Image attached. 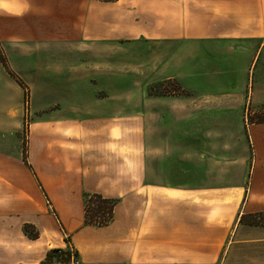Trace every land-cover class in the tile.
I'll list each match as a JSON object with an SVG mask.
<instances>
[{
	"label": "crops",
	"instance_id": "1",
	"mask_svg": "<svg viewBox=\"0 0 264 264\" xmlns=\"http://www.w3.org/2000/svg\"><path fill=\"white\" fill-rule=\"evenodd\" d=\"M0 46L6 61L42 53L145 61L152 69L162 61L163 79H176L182 90L143 97L139 118L143 101L134 91L122 107L113 78L104 82L98 118L74 99L70 118L31 128L25 159L22 138L0 144V264H68L44 259L52 248L69 247L81 264H264V225L240 222L264 212V123L244 117L248 104H264V0H0ZM0 76L22 87L8 71ZM5 88L0 83V93ZM7 100L0 132L17 136L26 107L18 96ZM80 155L82 172L104 178L69 197L64 173L73 174ZM170 173L177 175L171 184ZM206 173L219 179L205 180ZM186 189L229 191L240 206L208 221L196 210L171 214L170 191ZM92 193L117 199L109 224H84ZM25 224L38 236L26 234Z\"/></svg>",
	"mask_w": 264,
	"mask_h": 264
},
{
	"label": "rangeland",
	"instance_id": "2",
	"mask_svg": "<svg viewBox=\"0 0 264 264\" xmlns=\"http://www.w3.org/2000/svg\"><path fill=\"white\" fill-rule=\"evenodd\" d=\"M114 1V0H112ZM108 2V1H107ZM1 47V46H0ZM50 48V47H47ZM137 52L140 54H144L145 46L137 45ZM46 53H42L41 56L36 55L29 58H24L23 61H6L4 60L1 54L0 48V73L8 71L12 77L17 76L15 78L18 82L21 81V88L19 86H15V84L11 81L10 83L6 82L3 76H0V83L6 87L0 93V107L3 109L4 106H7V98L15 100V97L18 96L24 102V107L26 110L21 118L22 120V128L16 133L17 136L11 135H3L0 132V144L3 147H10V143L13 144V140L16 137L20 139L22 138V143L20 144L23 149V159H25V150H26V140L30 136V133L33 131L31 128L37 126V124H41L42 127L45 126L44 122L49 120L52 117L62 118L63 120L71 117V111L66 109L69 104L73 103L70 107L74 106V99L79 100L78 105L76 106L79 111H81L82 106L87 107L86 112H91L92 114L99 116V112H102L99 109L100 105V96H102L101 91H105L106 86L113 85V78L115 80V84L119 85L121 88L122 94L121 102L122 107L124 105L128 106L131 100V94L136 91L138 97L143 101V106L141 107V102L138 106L139 118L144 117L145 115V106H144V98L146 96H158V95H173L174 93L180 92L181 85L177 82L176 79H163V76L160 74V67L162 66V61L156 62L155 69L147 68V63L145 61L138 62H121V61H102V60H71L70 57L64 56L63 59H58V56H50L45 55ZM1 56L4 60L1 61ZM123 61H125L128 57L123 56ZM34 60V61H32ZM118 60V57H117ZM121 62V63H119ZM108 70H105L107 69ZM74 70V72L72 71ZM119 70L120 74H116L115 77L108 78L102 73L107 71ZM14 73V74H13ZM156 73V74H155ZM257 73H260V65H257L254 76V86L256 85ZM102 74V75H101ZM152 74H155V81L151 82ZM120 75V77H119ZM151 79V80H150ZM4 80V81H3ZM3 82V83H2ZM109 82V83H108ZM20 83V82H19ZM13 84L14 86H11ZM73 87L76 94L72 95L68 88ZM251 88V87H250ZM132 91V93L130 92ZM69 92V93H68ZM106 94V93H105ZM66 98H70L66 100ZM81 100V101H80ZM82 101L87 102L85 105ZM81 102V103H80ZM64 103L66 107L64 108ZM9 107V106H8ZM60 107H63L61 109ZM69 107V108H70ZM75 107V106H74ZM7 108V107H6ZM92 108V109H90ZM5 110V109H4ZM244 117L248 121L256 120L258 117L264 118V104L259 106H251L248 104V107L244 109ZM19 123V120H18ZM88 125V124H86ZM86 129L89 130V126ZM87 135V132L85 133ZM22 136V137H21ZM86 139L88 136H85ZM21 141V140H20ZM85 156L80 155L76 157L74 163V172L73 174L64 173V176L67 178V185L65 186L67 190V196L69 197H77V190L85 189V187H89L91 185L96 186L99 182V179L102 180L104 178L103 174L98 173L97 171H89L87 173L82 172L85 166V160L80 159ZM73 160V161H74ZM166 166L170 167V163L167 159L163 160ZM60 165V164H59ZM163 165V163L161 164ZM48 166L55 167L57 165L52 164V162L48 163ZM77 169L80 170L78 173ZM64 171L63 169L60 172ZM188 175L187 174V178ZM204 176V175H202ZM177 177V175L170 173L169 178L167 179L171 184L173 179ZM219 179V175H210L205 174V180L208 178ZM54 180L56 181V174L54 175ZM204 180V181H205ZM104 183V180L103 182ZM91 184V185H88ZM229 191H212L210 194L209 190L202 189L201 191H188L185 192L171 190L170 191V199L171 206L170 212L176 213L178 208H181L180 212L185 213V215H192L193 212H200L202 214L203 220L213 219V215L215 211L219 215L229 214L231 212V208H233V215L237 213L239 208V204H231L234 200ZM234 192V191H233ZM210 197L223 199V205L215 206L212 203ZM109 198V197H106ZM77 199V198H74ZM115 200V204L117 202L116 198H110ZM174 199H184V202H181L180 206H178L177 202L174 204ZM213 200V199H212ZM85 202V201H84ZM214 203V202H213ZM95 202L93 206H96ZM178 211V210H177ZM112 220V219H111ZM109 224V223H108ZM107 225V224H106ZM35 229V228H34ZM202 234V240H206L208 245L203 247V251L209 252V239ZM70 251L73 252L72 247H69ZM72 254H70L71 256ZM77 258V256H76ZM203 264H209L208 262H203Z\"/></svg>",
	"mask_w": 264,
	"mask_h": 264
},
{
	"label": "trees",
	"instance_id": "3",
	"mask_svg": "<svg viewBox=\"0 0 264 264\" xmlns=\"http://www.w3.org/2000/svg\"><path fill=\"white\" fill-rule=\"evenodd\" d=\"M1 61H3V64L6 67V64L4 63V60L1 56ZM20 85L22 84L21 81H19ZM23 85V84H22ZM251 122H263L264 118L258 117L255 121L252 120ZM25 158V157H24ZM97 203L96 206H93L94 203ZM115 206V200L103 197L99 193H92L85 195V202H84V224L85 225H95V226H104L108 224L111 219L113 218V209ZM240 222H247L249 224H262L264 225V212L263 213H254V214H248V215H242L240 217ZM23 230L26 234H28L31 238H35L38 236L37 231L34 229L33 226L25 224L23 226ZM67 249L62 248H52L47 251L45 256V262H62V263H68L70 254L73 253V255L76 257V253L73 250L71 252Z\"/></svg>",
	"mask_w": 264,
	"mask_h": 264
},
{
	"label": "built area",
	"instance_id": "4",
	"mask_svg": "<svg viewBox=\"0 0 264 264\" xmlns=\"http://www.w3.org/2000/svg\"><path fill=\"white\" fill-rule=\"evenodd\" d=\"M100 1H112V0H100ZM72 255L69 258L68 264H81L78 259L71 253Z\"/></svg>",
	"mask_w": 264,
	"mask_h": 264
}]
</instances>
